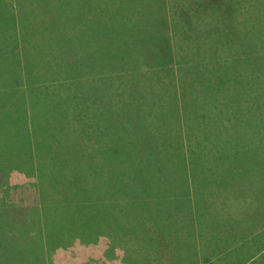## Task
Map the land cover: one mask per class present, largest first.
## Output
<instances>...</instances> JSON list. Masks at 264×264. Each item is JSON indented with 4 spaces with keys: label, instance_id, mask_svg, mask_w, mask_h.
Listing matches in <instances>:
<instances>
[{
    "label": "rangeland",
    "instance_id": "374dc122",
    "mask_svg": "<svg viewBox=\"0 0 264 264\" xmlns=\"http://www.w3.org/2000/svg\"><path fill=\"white\" fill-rule=\"evenodd\" d=\"M187 3L193 9L189 10ZM0 4L13 20L12 32L17 33V39L29 43L28 53L38 61L35 71L44 76L42 85L47 93L48 104L53 105L60 114L61 133L66 146L63 152L67 162L62 175L68 180L76 168L83 167L86 160L91 162L89 169L92 174L96 160V164L101 162L99 155L98 159L94 158V142L99 143L101 140L95 122L98 110L95 101L93 106L87 102V98L94 99L90 92H94L97 79L120 76L128 82H140L147 87L154 77L150 76L149 79L147 76L142 81L138 72H150L147 66L166 52L167 40L172 57L176 55L173 38L178 41L179 53L197 60L207 56L209 45L228 41V23H234V16L238 15L236 20H241L252 31L256 30L252 26L254 24L247 22L264 18V9L255 7L251 0H227L226 4L219 5L218 10L209 14L206 12L204 16L201 9L205 0H0ZM225 9L231 21H228L227 15L224 16ZM157 12H162L165 19H160ZM230 48L225 45L224 55L231 59L222 67L224 72H229L222 78L228 92L217 97L216 102L205 105V108H210L206 110L207 115L203 114L206 118L199 130L190 134L188 142V167L197 193L192 204L197 225L195 232L198 233V244L202 246L200 261L197 263L192 260L190 264H264V86L254 83L253 68H249L233 45ZM7 52L10 56L18 52L21 54L18 45ZM173 67L177 65L173 64ZM51 80L59 83L57 89L51 85ZM260 81L264 82V76ZM109 84L104 85L106 91ZM120 88L117 89L120 91ZM144 92V98L132 95L135 114L146 122L147 128L157 131L164 124L157 107L158 94L155 90ZM242 96L252 98L242 101ZM105 100L114 104L112 89L108 90ZM228 102L235 110L229 117L223 115ZM84 106L94 109V117L88 108L86 111L89 114L85 117ZM108 110L112 114L113 109ZM49 129L54 133L55 128ZM97 144L103 155V143ZM2 181L0 178V186ZM44 181L51 183L52 179L48 181L46 176ZM82 181L86 186L94 185V176L86 175ZM32 182L31 179H25L15 189L7 190V193L6 187L0 188V198L6 196V203L14 206L10 211L16 222L25 221L31 210L41 207ZM200 189H210L215 191L214 194L225 190V193L222 197L211 195L202 199L198 195L201 194ZM102 191L105 195L110 194L109 189ZM233 191L239 195L232 197ZM203 204L206 205V212ZM215 212H225L228 217L231 216V224L234 222L236 228L247 227L251 230L249 235L239 237L233 232V225L230 222L226 224ZM149 225L148 229L145 227L148 237L142 241V245L140 241V246L130 247L132 255L136 256L138 264H171L170 251L175 246H171L167 239L156 232L150 222ZM87 229L79 227L78 223L73 227L62 228L65 234L75 235L76 242L71 243V246L76 248L63 250L59 262L124 264L121 252L113 255L107 253L105 240L100 246L94 245V241L86 237L85 243L80 242V236L88 234ZM154 234L158 235L159 246L146 245ZM84 246L93 248L94 255L91 254L92 250ZM219 246H227V250H219ZM246 247L253 248V251Z\"/></svg>",
    "mask_w": 264,
    "mask_h": 264
},
{
    "label": "trees",
    "instance_id": "16d2710c",
    "mask_svg": "<svg viewBox=\"0 0 264 264\" xmlns=\"http://www.w3.org/2000/svg\"><path fill=\"white\" fill-rule=\"evenodd\" d=\"M226 2L205 0L202 16L218 10L219 5ZM251 3L264 9V0H251ZM187 5L189 10L193 9ZM0 8V178L3 180L0 188L6 187L7 193L23 180L31 179L41 203L40 209L31 210L28 219L16 222L10 211L14 206L6 203V196L2 195L0 264H66L58 261L61 253L76 248L71 246L76 241L75 235L65 234L62 228L77 223L81 228H88V234L80 236V242L85 243L88 238L100 246L105 240L108 247L105 251L110 255L121 252L124 264H138L130 247L140 246V241L142 245L146 240L145 227L148 229L149 222L171 246H195L198 233L195 232L197 225L192 204L197 193L188 167L190 134L196 133L203 124L206 110L210 109L205 105L216 102L217 97L228 92L222 79L229 75L222 67L231 59L224 55L225 45L237 49V54L253 68L254 83L264 86L260 81L264 76V18L247 22L254 24L256 30L252 31L241 20H236L238 15L234 16V23H228V41L209 45L207 56L197 60L179 53L178 41L173 38L176 55L172 57L167 40L166 52L147 66L150 72H138L142 81L147 76L149 79L154 77L147 87L120 76L97 79L94 92H90L94 99L87 98V102L93 106L95 101L99 143H103L105 152L102 155L96 146L98 142H94V158L98 159V155L101 158L100 164H96L97 160L94 163V173L89 169L91 162L88 159L68 180L62 175L67 165L60 114L48 104L42 85L44 76L35 71L38 61L28 53L29 43L17 39V33L12 32L13 20L1 4ZM157 15L165 19L162 12ZM226 15L229 21L227 9ZM153 28L159 31L158 27ZM15 45L21 54L10 56L7 51L13 50ZM173 64L177 65L174 69ZM50 83L56 89L59 86L52 80ZM105 83H110L107 91ZM111 89L114 104L105 100ZM145 90H155L158 94L157 107L164 124L157 131L147 128L146 122L135 114L132 95L144 98ZM247 98L252 97H240L242 101ZM87 108L94 117V109L84 106L85 117L89 114ZM108 109H113L114 116ZM234 113V107L228 102L223 115L229 117ZM49 127L55 128L54 133ZM86 175L94 176V185H84L82 178ZM46 176L48 181L52 179L51 183L44 181ZM103 189H109L110 194L105 195ZM220 191L214 194L215 191L210 189H200L198 195L202 199L211 195L222 197L225 190ZM231 194L232 197L239 195L235 191ZM203 209L207 211L205 204ZM215 215L220 214L215 212ZM157 237L152 235L146 245L159 246ZM84 247L92 250L94 255L93 248Z\"/></svg>",
    "mask_w": 264,
    "mask_h": 264
},
{
    "label": "crops",
    "instance_id": "0c3cea01",
    "mask_svg": "<svg viewBox=\"0 0 264 264\" xmlns=\"http://www.w3.org/2000/svg\"><path fill=\"white\" fill-rule=\"evenodd\" d=\"M229 200H231V199H229ZM232 214H234V213L232 212ZM219 216L222 217V220L226 221V224L230 222L231 216L228 217L225 214V212H224V214L220 213ZM263 218H264V216L262 217V219ZM230 224H231V222H230ZM231 225H233V227L235 228L233 230V232L235 234H239V237L241 235L243 238H245L249 235L248 233L251 231L249 229H246L247 227L244 228V227L240 226V227L236 228L234 226L235 225L234 222ZM253 225H255V224H253ZM256 226L257 225H255L254 227H256ZM198 239L199 238L197 237V241L195 243V246H177V249L175 246L173 249H171V251H170L171 264H190L192 260H194L195 262L198 263V261H200V259H201V252H202V246H199ZM233 245H236V244L234 243ZM246 249L253 251V248H247L246 247ZM219 250L225 251V250H227V246H219ZM190 252H191V254H190ZM175 261H177V262H175Z\"/></svg>",
    "mask_w": 264,
    "mask_h": 264
}]
</instances>
